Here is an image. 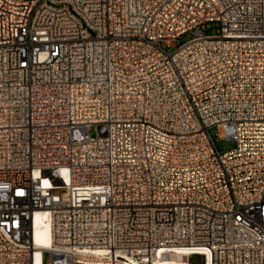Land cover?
I'll return each mask as SVG.
<instances>
[{
  "label": "built area",
  "instance_id": "obj_1",
  "mask_svg": "<svg viewBox=\"0 0 264 264\" xmlns=\"http://www.w3.org/2000/svg\"><path fill=\"white\" fill-rule=\"evenodd\" d=\"M178 250L264 264V0H0V264Z\"/></svg>",
  "mask_w": 264,
  "mask_h": 264
},
{
  "label": "bare ground",
  "instance_id": "obj_2",
  "mask_svg": "<svg viewBox=\"0 0 264 264\" xmlns=\"http://www.w3.org/2000/svg\"><path fill=\"white\" fill-rule=\"evenodd\" d=\"M35 239L36 243L41 247H49L51 243L50 228L45 220L43 213L38 212L35 216ZM38 260L41 256V251H36ZM155 264H192L189 262L186 253L178 250L170 254L166 258H158L154 261ZM210 264V263H209Z\"/></svg>",
  "mask_w": 264,
  "mask_h": 264
},
{
  "label": "rangeland",
  "instance_id": "obj_3",
  "mask_svg": "<svg viewBox=\"0 0 264 264\" xmlns=\"http://www.w3.org/2000/svg\"><path fill=\"white\" fill-rule=\"evenodd\" d=\"M220 33V24L219 22H212L209 27L206 29V34L214 36L218 35ZM193 35L191 33H187L185 35H182L177 41L174 43V46L170 50V52H173L176 48H178L179 45L186 43L189 41ZM212 134L217 138V146L221 151H227L229 149H232L235 146V142L232 139H226L225 137L221 136L220 132L221 129L218 127H214L212 129ZM49 260V253L43 252L42 253V262L43 264H47ZM189 262L192 264H205L204 257L199 255H191L189 257Z\"/></svg>",
  "mask_w": 264,
  "mask_h": 264
}]
</instances>
